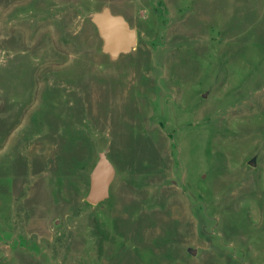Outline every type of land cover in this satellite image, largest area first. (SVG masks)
<instances>
[{
  "label": "rangeland",
  "instance_id": "rangeland-1",
  "mask_svg": "<svg viewBox=\"0 0 264 264\" xmlns=\"http://www.w3.org/2000/svg\"><path fill=\"white\" fill-rule=\"evenodd\" d=\"M0 264H264V0H0Z\"/></svg>",
  "mask_w": 264,
  "mask_h": 264
},
{
  "label": "water",
  "instance_id": "water-1",
  "mask_svg": "<svg viewBox=\"0 0 264 264\" xmlns=\"http://www.w3.org/2000/svg\"><path fill=\"white\" fill-rule=\"evenodd\" d=\"M99 38L101 52L110 60H116L121 54L129 53L136 44V32L121 15H113L109 8L104 7L89 16ZM248 165L254 166L255 159ZM114 168L107 159L106 151L98 153V159L89 175V187L85 201L90 205H97L109 197V187L114 177ZM187 253L194 255L195 250L188 249Z\"/></svg>",
  "mask_w": 264,
  "mask_h": 264
}]
</instances>
